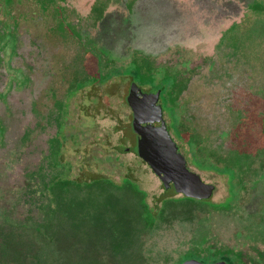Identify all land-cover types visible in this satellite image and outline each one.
<instances>
[{"label": "rangeland", "instance_id": "1", "mask_svg": "<svg viewBox=\"0 0 264 264\" xmlns=\"http://www.w3.org/2000/svg\"><path fill=\"white\" fill-rule=\"evenodd\" d=\"M98 1L101 5L110 2L106 11L124 8L115 0ZM98 1L65 0L66 11L57 6V0L43 12L33 0H0V21L9 17L17 22L18 41L16 54L9 55L11 47L6 48L7 60L0 68L5 73L0 91L9 86V99L0 101V117L9 116V168L5 172L0 168V225L8 219V223L25 226L18 227L17 236L27 240L31 235L37 246L45 245L31 230L44 222L41 214L46 210L37 200L46 203L50 195H38L36 189L43 186V174L48 180L57 171L71 178L103 175L117 184L131 179L146 192L150 209L163 216L143 236L141 264L205 262L214 258L207 249L222 240L233 243L234 234H244V229L264 240V217L248 214L239 219L253 191L249 182L262 174H252L254 168L249 174V166L264 172V0H245L243 4L238 0L237 15L233 12L223 19L228 24L223 22L215 36L207 35L203 42L194 36L181 42L177 40L181 36H175L166 43L171 50L166 52L163 47L154 58L149 56L154 49L151 38L138 44L132 32L123 34L125 29L117 30L126 36L125 48L118 46V54L107 43L97 48L96 43L107 33L103 26L94 25L93 17L100 11ZM230 18H235L234 25H229ZM86 32L96 43L86 39ZM37 36L43 39L44 52L34 45ZM118 40L115 37L114 42ZM167 53L173 54L169 60ZM168 62H185L184 66L192 68L178 77L179 71L167 69ZM98 73L103 81H97ZM28 76L30 82H25ZM132 82L143 90L164 88L160 103L165 121L172 115L175 136L173 124L183 123L184 134L177 141L190 169L217 187L211 203L194 201L192 206L184 202L182 194L163 202L161 180L134 152L124 151L130 146L131 110L125 97ZM58 118L62 128L56 124ZM123 126L126 130H120ZM60 133L61 146L55 140ZM246 147L253 155L242 152ZM56 159L58 168L52 167ZM238 165L249 166L247 171L241 168L242 172L235 167ZM239 179L245 182L243 188ZM258 187L262 192L264 186ZM203 224L208 240L195 242ZM1 251L0 264H9V254ZM35 253L17 264H36Z\"/></svg>", "mask_w": 264, "mask_h": 264}, {"label": "trees", "instance_id": "2", "mask_svg": "<svg viewBox=\"0 0 264 264\" xmlns=\"http://www.w3.org/2000/svg\"><path fill=\"white\" fill-rule=\"evenodd\" d=\"M123 127L120 130H126ZM130 127L129 124L128 141ZM131 146L124 151L132 152ZM59 153L56 149L55 155ZM58 164L56 159L52 167L58 168ZM87 175L71 178L56 171L48 180L44 174L40 177L43 186L36 189L38 195L48 193L50 199L46 203L36 199L44 204L41 206L46 212L41 214L44 222L31 231L32 236L38 235L46 244L37 246L39 243L32 242L31 235L22 240L17 230L25 226L8 223L6 219L7 224L0 225V248L4 252L1 254H9V264L31 257L32 251L36 252L33 255L36 264H141L143 236L156 226L163 214L150 209L146 192L131 179L125 178L117 184L103 175ZM193 199L183 196L184 202L191 205Z\"/></svg>", "mask_w": 264, "mask_h": 264}, {"label": "flooded vegetation", "instance_id": "3", "mask_svg": "<svg viewBox=\"0 0 264 264\" xmlns=\"http://www.w3.org/2000/svg\"><path fill=\"white\" fill-rule=\"evenodd\" d=\"M33 1L37 3L38 9H40L43 12L45 11V9L48 8L49 5H52V3L57 2V0H33ZM116 1L119 2L121 5H123L124 8L123 9L116 8L114 9L115 12L106 11L105 8L109 6L110 2H103L102 5L99 4L100 1H98V3L96 2V5L100 7L99 9L100 11L96 12L95 15L92 14L94 15L93 21H95L96 19V24L94 25L96 26L100 25V27L103 26V28L107 29V33L105 34V36H103L104 38H100L101 43L98 42L96 43V41H93V35L90 36V34H87V32L85 34L86 39L91 43L95 42L97 48H100L99 46L103 47L105 46V43H107L108 46L113 48L114 52H117L118 54V52H120L119 51L120 46L125 48L126 45V41H125L126 36L121 35V33L123 32V34H126V30H127V33L129 32L133 33L132 38L134 39V41L136 40L137 43L139 42L140 44H142V42L145 39L151 38V41H153L152 47L154 49H152L153 52H150L151 55L149 56H153L152 58L159 55V53L157 52L160 49H163V47L166 48V52L171 50L172 47L170 46L168 47V44L166 43L174 39L175 36L178 37L181 36L179 38L177 37L178 38L177 40H180L181 42H183L187 38H190L191 36H194L196 39L200 40L201 42L205 40L207 35L215 36L217 34L216 30L219 29L220 26H222V23L224 21H227V19L226 20L223 19L232 17L231 15L233 12H235L234 16H236L237 15L236 12L238 8V6H236L235 4L236 2H238V0H192L194 3L191 0H186V1L184 0L183 3L179 2L178 0H175V3L174 1H170V0H148L147 1L149 2L148 5H143L141 0H115V2ZM239 1L242 4L247 2L245 0H239ZM65 4H67L65 3V0H60V3L57 4V6L62 8L64 7L65 10L67 11ZM112 4H114V1L112 2ZM179 4L182 5L180 6L181 8L179 7ZM143 6L144 9L146 10V13L144 12L145 10L143 9ZM113 8L115 7H112V9ZM106 12L107 15L105 16ZM242 17L243 16L240 17V22L243 24L242 20L244 18ZM9 19L10 18L8 17L5 21H0V68H1V64L3 62H6L7 60L6 56L4 55L6 48L11 47L9 50V55H11V54H16V50L18 46L17 35L15 34L17 22L14 19L12 21H10L11 19L10 20ZM150 22L151 25H149ZM235 23H236L235 18L234 20L230 18L229 25L230 24L234 25ZM137 25L140 27L137 28ZM108 29H110V32H108ZM120 29H125V30L122 31L121 33H117V30L120 31ZM189 31H191L192 33H190ZM115 37L119 38L117 42H114ZM194 37L192 39H194ZM33 42L35 43L34 45L37 48V50L41 51L40 48L44 46L43 39L40 36H37L36 38H33ZM42 51L44 52V47ZM137 53H142V52L140 51ZM172 53L171 54L167 53L168 60L173 55ZM92 54L95 55L94 53ZM101 54L106 55L103 52H101ZM96 58L97 60L102 61V59H100L99 57ZM184 65L185 62H182L181 64L177 63L176 65L175 63L172 64L168 62L167 69L173 73H175L176 70L179 71L178 77H180L186 74L184 70L188 71L189 69L191 70L192 68V65L189 68H187V66ZM4 74L1 72L0 69V80L2 79V76H4ZM32 75L34 77V74ZM96 79L97 81H103V75L101 73H98ZM27 80L28 82H30L29 76L26 77L25 82ZM40 82L41 80L37 76L38 85L40 84ZM79 84L80 83H77V85ZM130 88L125 97V101L126 104L129 105V108L131 110V121H130V125H131L133 111L129 104V100L127 99L128 94L130 92ZM72 91L73 90L71 88V90H69V93H72ZM161 96H162V91H161ZM4 98L9 99V86L5 87V90L0 91V101ZM173 119L174 118L171 115V117H169L168 122L166 123L172 137L177 142V145L181 151L180 144L177 141V136L179 134L181 135L184 134L182 133V128H180V126L183 123L177 122V124H173L176 130V136H175V134L173 133L174 132L173 126L170 125L171 124L170 120ZM56 124L62 128L61 118H58L56 120ZM155 124L158 125L159 123H155ZM55 140L61 141V133H60V137L57 136ZM129 142H130L129 145L131 146L132 144L130 137H129ZM242 152L246 153V155H248L247 153H251L249 148L247 147ZM247 166L238 165L235 167H238L239 169L242 168L244 169V171H247L246 170L248 168ZM188 167L190 168L189 164ZM0 168H2L3 171L6 168H9V116L0 117ZM252 168H254V173L252 174H256L258 172L262 174H260L258 178H255L254 181L249 182V185H252L249 187L253 191L250 192L251 194L250 200L246 205H244L243 208L244 212L239 217L241 221L248 214L249 215L255 214L257 216L264 217V205L262 206V202H264V187L262 189V192H260L261 188L258 187L260 184L264 186V172H261L262 169L260 167H252L251 164L247 171L249 174L251 171H253ZM0 173L2 172L0 171ZM239 181L241 182L242 185L241 188H243L245 182L243 180H239ZM215 188L217 189L216 185ZM216 189L214 190V192L216 191ZM193 200L199 202L202 205L203 204L206 205L211 203L212 199L207 202L196 199ZM207 232H208L207 226L205 225L203 229L201 228L200 230H198V232H196L197 234H195V236L197 240L194 241L197 242L198 239L202 238L200 242L202 241L206 242L208 240L207 238L209 237ZM247 233L248 232L244 229V234L243 232H241L240 234L236 233V235L234 234V238L231 239L233 243L227 244L225 241L222 240L220 241V244L214 246L213 248L210 247L209 249H207L206 253L208 254L209 252L214 253L213 255L214 258L205 261V263L225 262L226 264H264V240H262L260 237L257 236L252 237ZM219 253L221 255H219ZM203 256L205 257L206 255Z\"/></svg>", "mask_w": 264, "mask_h": 264}, {"label": "water", "instance_id": "4", "mask_svg": "<svg viewBox=\"0 0 264 264\" xmlns=\"http://www.w3.org/2000/svg\"><path fill=\"white\" fill-rule=\"evenodd\" d=\"M160 97L161 90H143L132 82L127 98L133 111L129 136L131 150L161 180L165 191L161 199L182 194L188 198L210 201L215 185L205 182L200 174L188 167L185 155L181 153L167 126ZM181 264L226 263L188 259Z\"/></svg>", "mask_w": 264, "mask_h": 264}]
</instances>
